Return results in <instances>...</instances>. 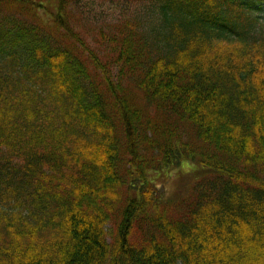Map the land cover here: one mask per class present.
<instances>
[{
    "label": "trees",
    "instance_id": "16d2710c",
    "mask_svg": "<svg viewBox=\"0 0 264 264\" xmlns=\"http://www.w3.org/2000/svg\"><path fill=\"white\" fill-rule=\"evenodd\" d=\"M121 3L0 0V264H264V0Z\"/></svg>",
    "mask_w": 264,
    "mask_h": 264
},
{
    "label": "rangeland",
    "instance_id": "374dc122",
    "mask_svg": "<svg viewBox=\"0 0 264 264\" xmlns=\"http://www.w3.org/2000/svg\"><path fill=\"white\" fill-rule=\"evenodd\" d=\"M141 1L144 0H104V2H106L107 6L112 8V9H116L117 7L121 6L123 3L121 2H129L130 5L131 4H136V3H140ZM51 2V0H50ZM51 4V3H50ZM53 7L55 6L54 4H51ZM262 17H263V21H264V13H261ZM166 188H179V183L177 181V176L173 175L167 182L166 184Z\"/></svg>",
    "mask_w": 264,
    "mask_h": 264
},
{
    "label": "bare ground",
    "instance_id": "6f19581e",
    "mask_svg": "<svg viewBox=\"0 0 264 264\" xmlns=\"http://www.w3.org/2000/svg\"><path fill=\"white\" fill-rule=\"evenodd\" d=\"M109 9H111V10H118V7L116 8V9H112V8H110V7H108ZM52 60V59H51ZM16 177H21V172L17 169V174H16ZM1 188V187H0Z\"/></svg>",
    "mask_w": 264,
    "mask_h": 264
}]
</instances>
